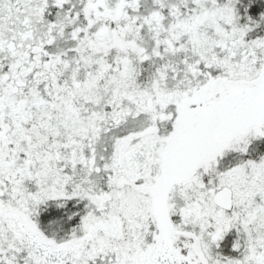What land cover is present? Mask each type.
<instances>
[{
	"label": "snow or ice",
	"instance_id": "obj_1",
	"mask_svg": "<svg viewBox=\"0 0 264 264\" xmlns=\"http://www.w3.org/2000/svg\"><path fill=\"white\" fill-rule=\"evenodd\" d=\"M0 264H264V0H0Z\"/></svg>",
	"mask_w": 264,
	"mask_h": 264
}]
</instances>
